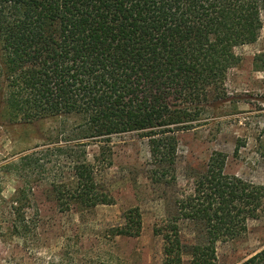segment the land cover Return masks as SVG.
I'll list each match as a JSON object with an SVG mask.
<instances>
[{
    "label": "trees",
    "instance_id": "obj_1",
    "mask_svg": "<svg viewBox=\"0 0 264 264\" xmlns=\"http://www.w3.org/2000/svg\"><path fill=\"white\" fill-rule=\"evenodd\" d=\"M262 13L264 0H0L4 118L73 121L58 148L68 182L50 186L60 211L111 205L97 175L111 165L107 147L118 136L145 140L147 181L175 187L177 137L228 101V74L241 63L236 51L259 39ZM254 66L264 70V53ZM89 146L98 149L91 158ZM226 159L211 153L186 189L165 200L153 230L161 264H218V244L264 219V183L226 175ZM140 232L134 208L114 236ZM239 264H264V248Z\"/></svg>",
    "mask_w": 264,
    "mask_h": 264
},
{
    "label": "rangeland",
    "instance_id": "obj_2",
    "mask_svg": "<svg viewBox=\"0 0 264 264\" xmlns=\"http://www.w3.org/2000/svg\"><path fill=\"white\" fill-rule=\"evenodd\" d=\"M261 20L259 39L236 51L241 63L228 74V101L199 128L178 135L173 188L147 181L145 140L118 136L107 147L111 165L104 162L97 175L111 205L79 213L71 204L61 212L50 186L68 182L58 148L73 121L9 123L0 107V264H161L153 230L164 217L165 200L186 189L211 153L227 157L226 175L264 183V70L254 66L264 53V13ZM97 150L89 146V158ZM32 154L38 161L28 164ZM134 208L141 214L140 235L115 237L122 215ZM263 248L264 219L249 221L243 237L217 245V263L239 264Z\"/></svg>",
    "mask_w": 264,
    "mask_h": 264
}]
</instances>
